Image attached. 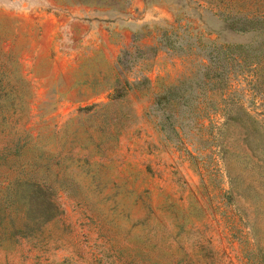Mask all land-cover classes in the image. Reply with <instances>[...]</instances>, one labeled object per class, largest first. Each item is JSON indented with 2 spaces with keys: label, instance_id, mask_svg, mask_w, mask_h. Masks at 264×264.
<instances>
[{
  "label": "rangeland",
  "instance_id": "rangeland-1",
  "mask_svg": "<svg viewBox=\"0 0 264 264\" xmlns=\"http://www.w3.org/2000/svg\"><path fill=\"white\" fill-rule=\"evenodd\" d=\"M0 264H264V0L0 5Z\"/></svg>",
  "mask_w": 264,
  "mask_h": 264
},
{
  "label": "trees",
  "instance_id": "trees-1",
  "mask_svg": "<svg viewBox=\"0 0 264 264\" xmlns=\"http://www.w3.org/2000/svg\"><path fill=\"white\" fill-rule=\"evenodd\" d=\"M249 23H250V21H249ZM182 82L183 81H181L178 85H173V86L166 87L165 90H164V93L161 94L160 96L156 97V99H155L156 104H160L161 102H164V101L168 100V97H167L166 93L169 96L175 97V99H177L178 96H177L176 89H177V91L179 90Z\"/></svg>",
  "mask_w": 264,
  "mask_h": 264
},
{
  "label": "clouds",
  "instance_id": "clouds-1",
  "mask_svg": "<svg viewBox=\"0 0 264 264\" xmlns=\"http://www.w3.org/2000/svg\"><path fill=\"white\" fill-rule=\"evenodd\" d=\"M6 3V0H0V5H3Z\"/></svg>",
  "mask_w": 264,
  "mask_h": 264
}]
</instances>
